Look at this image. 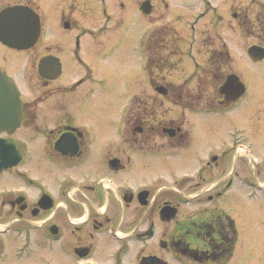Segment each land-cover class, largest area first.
Segmentation results:
<instances>
[{"label": "flooded vegetation", "instance_id": "1", "mask_svg": "<svg viewBox=\"0 0 264 264\" xmlns=\"http://www.w3.org/2000/svg\"><path fill=\"white\" fill-rule=\"evenodd\" d=\"M116 1L124 7L127 0ZM14 4L38 14L39 32L24 47L0 39L11 47L0 72L13 78L19 98L0 140L20 153L0 167V264H226L239 238L235 191L264 195V75L237 69L228 39L220 38L205 42L202 53L204 79L209 74L213 85L154 83L148 95L138 86L118 103L111 81L109 115L95 117L87 100L108 79L101 58L109 37L96 35L111 29V0H0V10ZM231 8V30L254 39L248 59L263 60L248 48L264 47V12ZM95 11L102 21L83 20ZM161 25L146 35L152 46L143 43L149 74H166L180 46L169 33L171 51L159 52ZM233 74L244 85L237 97L222 86ZM207 132L217 144L200 149Z\"/></svg>", "mask_w": 264, "mask_h": 264}, {"label": "rangeland", "instance_id": "2", "mask_svg": "<svg viewBox=\"0 0 264 264\" xmlns=\"http://www.w3.org/2000/svg\"><path fill=\"white\" fill-rule=\"evenodd\" d=\"M40 1L36 0L37 3ZM115 1L111 0L112 7L109 8L112 14L111 29L103 30L101 34L96 35L97 37H109L110 46L101 61L109 64L110 70L107 71L108 79L103 76V83L95 87L92 98L87 100L94 108L93 115L95 117L109 115L108 103L112 101L113 95L109 96L111 81L115 85L114 89L119 92L114 98L118 103L126 101L127 95L134 92L138 86L144 90L145 95H148L153 92L151 85L154 83L168 85L169 82L175 81L179 84L193 85L197 84L199 80L201 83L204 79V71L201 68L205 60L202 59L205 42L207 45L216 44L220 38L228 39L230 52L237 69L247 75L250 71L252 74V71L255 70L256 76L263 77L264 59L250 60L246 51L247 45L254 39L242 30L232 31L231 27L235 24L233 22L229 24L228 20L233 3L232 11H236V13L247 11L253 16L257 10L264 12V0H210L212 3L209 0H154L156 5H154L155 9L152 13H146L138 8L139 3L142 4L141 0H127L124 7L116 6ZM212 10H215L217 14ZM94 13L85 16L83 20L95 23L104 19V16L98 11ZM196 15L197 17L194 18ZM213 19L216 21L214 24H212ZM119 21H123V23L117 27L116 24ZM155 23L157 24L154 25ZM158 23L160 25L163 23L158 28L159 36L163 34L165 37L162 42L160 40L157 44L160 48L159 52L166 55L171 51L169 47H172L173 44L172 34L175 35V40L180 46L176 53L170 56L168 64L172 67L169 71L163 72L166 74L157 72L149 74L148 71L147 74L144 67V49L147 50L152 45L151 42L146 44L145 40L148 39L146 35L154 26H158ZM169 33L172 34L169 36ZM150 40L153 41L152 38ZM143 43L146 44L144 49ZM154 49L157 48L149 49L148 53L152 55ZM194 54L196 60L199 61L195 60V63L198 64L196 66H194ZM0 63H11V47L1 41ZM195 67L197 71L191 76V70ZM124 72L126 77L119 76ZM98 74L103 75L99 72ZM157 74H159L158 80L152 82L151 76ZM206 80H208L209 86L213 85V79L209 74L203 83ZM22 85L29 95L34 90L29 78H26ZM114 89L111 88V90ZM207 118L216 120L215 115ZM211 134V132H207V134L201 135L198 144L200 149L204 147L208 149V147L217 144L216 137ZM234 195L231 209L238 219L239 238L236 250L226 264H264V195L257 194L256 198L250 199L238 190Z\"/></svg>", "mask_w": 264, "mask_h": 264}, {"label": "water", "instance_id": "3", "mask_svg": "<svg viewBox=\"0 0 264 264\" xmlns=\"http://www.w3.org/2000/svg\"><path fill=\"white\" fill-rule=\"evenodd\" d=\"M150 8L149 0H145L142 9L149 12ZM38 32L39 17L30 7L16 4L6 7L0 12V39L2 41L16 47L28 46L34 41ZM248 51L255 58L264 55V47H258V45H251ZM222 86L226 93L232 97H237L244 87L243 82L235 74L229 75ZM18 106V91L14 82L10 77L0 72V125L7 126L9 118L5 119L8 111L11 108V111L17 112ZM19 157V150H16L13 142L10 146L8 141L0 140V167L16 163Z\"/></svg>", "mask_w": 264, "mask_h": 264}]
</instances>
